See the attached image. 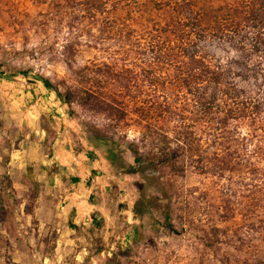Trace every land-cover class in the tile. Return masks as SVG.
Listing matches in <instances>:
<instances>
[{
	"label": "rangeland",
	"instance_id": "rangeland-1",
	"mask_svg": "<svg viewBox=\"0 0 264 264\" xmlns=\"http://www.w3.org/2000/svg\"><path fill=\"white\" fill-rule=\"evenodd\" d=\"M171 1L118 0L94 15L87 0H0V264H264V177L248 164L255 139L199 132L204 173L187 156L182 175L149 162L154 141L142 137L136 103L154 102L156 78L159 96H177L172 68L154 74V51L137 44L187 15ZM202 46L233 56L219 39ZM42 79L71 112L61 101V115L30 120L24 94Z\"/></svg>",
	"mask_w": 264,
	"mask_h": 264
},
{
	"label": "trees",
	"instance_id": "trees-1",
	"mask_svg": "<svg viewBox=\"0 0 264 264\" xmlns=\"http://www.w3.org/2000/svg\"><path fill=\"white\" fill-rule=\"evenodd\" d=\"M87 1V12L97 15L118 0ZM201 1L172 0V10L187 15L173 20L171 30L160 28L144 34L147 47L141 41L137 44L143 51H154V74L164 66L172 68L169 85L178 99L159 96L164 94V82L156 78L154 102L136 103L141 123H145L142 137L154 141V148L148 152L149 162L155 168L182 175L186 168L179 159L187 156L195 163L194 169L204 173L207 156L201 151L199 132L228 142H250V136L258 142L248 153L252 154L250 172L264 177V166H259L264 161V0H204L199 5ZM211 13L218 15L212 18L208 16ZM208 38L222 40L233 56L220 58L206 50L202 43ZM42 81L51 89L48 80ZM54 92L71 112L69 97ZM243 124L251 129L246 136L240 132Z\"/></svg>",
	"mask_w": 264,
	"mask_h": 264
},
{
	"label": "crops",
	"instance_id": "crops-1",
	"mask_svg": "<svg viewBox=\"0 0 264 264\" xmlns=\"http://www.w3.org/2000/svg\"><path fill=\"white\" fill-rule=\"evenodd\" d=\"M39 88L40 89L36 92L37 94H34L35 92H28L29 94H24L26 98L32 96L34 99V104L26 111L30 120H35L33 111H43L44 109L51 111L53 114L61 115L62 103L56 93L52 92L47 86H40ZM44 103L47 104V106L45 105V107L42 108L41 104ZM81 210L84 211L83 208H81Z\"/></svg>",
	"mask_w": 264,
	"mask_h": 264
}]
</instances>
